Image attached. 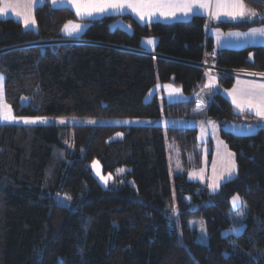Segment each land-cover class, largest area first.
<instances>
[{
  "label": "trees",
  "instance_id": "1",
  "mask_svg": "<svg viewBox=\"0 0 264 264\" xmlns=\"http://www.w3.org/2000/svg\"><path fill=\"white\" fill-rule=\"evenodd\" d=\"M245 1L264 9V0ZM34 14L36 29L0 18V72L15 114L193 118L194 95L207 80L199 63L215 50L206 16L146 24L132 15L105 16L88 21L81 42L33 44L66 38V23L78 19L50 0ZM117 19L133 30L112 28ZM151 36L158 38L155 52L167 57L128 49L145 50L142 40ZM215 51L222 67L264 72V45ZM235 79L219 71L222 88L232 87ZM158 80L176 83L190 97L160 102L156 95L145 101ZM24 96L30 98L26 104ZM207 116L219 123L239 167L216 193L186 172L171 176L167 136L181 149L187 171L201 166L196 126L78 125L71 149L59 125L0 124V264H264V126L250 135L227 130V122L252 116L238 114L219 90L211 93ZM121 130L124 138L111 140ZM95 160L105 175L126 182L103 186L93 174ZM123 167L129 168L125 175ZM64 192L73 195L70 206L55 200ZM237 194L247 203L242 221L231 204ZM175 203L179 217H173ZM192 217L206 221L207 244L190 227ZM242 224V233L224 234Z\"/></svg>",
  "mask_w": 264,
  "mask_h": 264
},
{
  "label": "crops",
  "instance_id": "2",
  "mask_svg": "<svg viewBox=\"0 0 264 264\" xmlns=\"http://www.w3.org/2000/svg\"><path fill=\"white\" fill-rule=\"evenodd\" d=\"M45 0H38V2L35 4L34 9L31 8L29 5L28 0H0V7H3L6 2H11L15 5L16 11H20L23 14H29L30 12L34 11L38 5L42 4ZM50 3L55 8L60 7H68L76 14V9L73 4L64 2V3H57L53 4L52 0H50ZM247 7L249 9L255 10L259 15L248 19H232L229 17H221L220 19H215L208 15V13L203 9H195L192 13L189 15H184L181 12L177 11L175 17H168L165 18L164 16H160L157 14L156 16L152 17L151 22H163V23H173V22H179V21H188L192 19L195 15H202L206 16L209 19V25L207 34L213 39V42L215 44V50L220 48H244L247 46H259L264 45V35H229V34H246L251 33L253 29H261L264 28V23L261 22L264 19V9H257L253 6H250L245 1ZM25 9V10H24ZM16 11H13L11 8L9 9L7 15H0V18H14L19 20L23 24V17H18L16 15ZM118 15H132L135 19H137L140 23L146 24L151 23L148 20H142L132 9L125 8L124 11H116V10H109L106 13L103 14H95L93 16H77V20L71 21L76 24H80L82 27L79 32L73 33L72 35H69L63 28V34L66 38L64 39H81V36L83 32L85 31L88 21L99 19L105 16H118ZM35 16V14H34ZM120 21L126 22L123 19H117L114 23L118 24ZM235 22V21H249V22H257L256 24L247 27V28H228L225 29L219 24L222 22ZM113 23V24H114ZM128 23V22H126ZM68 24V22L66 23ZM24 26V24H23ZM37 28V21L34 26H29L27 29H36ZM149 40V39H148ZM158 40L155 41L153 44L148 46L147 41L143 45L146 51L149 52H155V48L157 46ZM147 44V45H146ZM242 72L239 74H234L236 76L235 84L230 88H222L219 83V71L213 70L209 72V76L207 73V80L205 83V87L198 93H196L194 96L198 99L199 102H203L204 105V112H201L200 114H195L193 111V118H180L182 123L188 126H196L198 127V140L201 143V151H202V164L199 168H194L191 170H188L185 168V165L183 163V168L181 169L182 173H187L188 177L192 181H199V182H206L209 186V184L212 182L213 178V166L215 165L217 174H219V171L221 169V159L226 157V153H234V156L232 159L235 161L236 164V172L233 174L231 179L235 178L238 174V163H237V157L236 153L230 148L229 144L223 139L221 136V128L219 123L207 116V108L208 104L211 99V93L212 91L219 90L233 105L234 110L243 116L250 115L252 116L251 119L248 121H242V122H227L225 124V128L235 134L238 135H250L255 134L259 131V129L264 126V119H261L260 117L256 116L254 112L251 111H241L237 108L236 104L233 103V90H235V96L239 99H244L243 92L249 87L251 82H257V83H264V76L261 74H264V72L254 71V70H241ZM214 78V79H213ZM163 87V93L165 95V99L168 101H180L188 99L190 96L186 95L183 91V89H180L181 87L177 85L174 82L165 83ZM174 85L176 86V89H170L166 87L167 85ZM211 84V86H209ZM181 90V91H176ZM197 103V104H198ZM197 107V106H196ZM166 117V116H165ZM170 118V117H166ZM178 119V118H177ZM179 120V119H178ZM178 124V123H176ZM183 161V159H182ZM186 169V170H185ZM203 169V175L204 179H199L198 177H195L192 175V173L195 171L199 173V171ZM231 179H225L224 181H221V187L222 185L231 180ZM220 187V188H221ZM209 190L212 193V189L209 187ZM233 228V227H232ZM230 228V229H232ZM240 229V233H242L245 230V225H242L240 227H236ZM230 229H227L224 231L225 235L235 234L238 233L231 232Z\"/></svg>",
  "mask_w": 264,
  "mask_h": 264
},
{
  "label": "snow or ice",
  "instance_id": "3",
  "mask_svg": "<svg viewBox=\"0 0 264 264\" xmlns=\"http://www.w3.org/2000/svg\"><path fill=\"white\" fill-rule=\"evenodd\" d=\"M29 5L34 9L35 4L38 0H28ZM68 2L74 5L76 14L78 16H93L95 14H103L109 10L124 11L125 8L132 9L142 20H148L151 22L152 17L159 14L160 16L175 17L177 11L184 15H189L195 9L205 10L209 16L220 19L223 17H229L232 19H251L259 15L255 10L249 9L245 3V0H52L55 5L57 3ZM16 11V7L11 2H6L3 7H0V15H7L9 9ZM18 17H23V24L25 28L34 26L36 19L34 11L29 14H23L20 11H16ZM80 24L73 23L71 21L65 25L64 30L72 35L73 33L79 32L81 29ZM264 35V28L253 29L251 33L246 34H229V35ZM148 44H153L154 40L149 39ZM264 76V74H261ZM214 79V78H213ZM5 77L0 75V94L3 93V84ZM211 86V84L209 85ZM169 88L172 86L169 85ZM179 91V90H176ZM235 90H233V103L236 104L237 108L241 111H251L261 119H264V83L251 82L249 87L243 92L244 99H237L235 96ZM0 121L7 122H23L26 125L35 124H47L48 117H27V116H16L13 114V110L7 103L0 104ZM64 119H60V123H64ZM89 123H95V121H89ZM119 135V134H118ZM234 153H226V157L221 159V169L219 174L215 165L213 166V178L209 187L213 192H216L221 187V181L226 178L231 179L233 174L236 172V164L232 159ZM97 165L94 163L93 167ZM121 172L124 169H120ZM204 170L201 169L199 173L193 172L192 175L199 179H204ZM101 179L108 182L111 179V174L108 176H101ZM70 200L71 197H68ZM232 207L239 210L241 207H246V202L239 196V194L232 197ZM240 217L244 216L242 211H238ZM203 222H201V231H204ZM231 232L238 233L240 229L233 227L230 229Z\"/></svg>",
  "mask_w": 264,
  "mask_h": 264
},
{
  "label": "rangeland",
  "instance_id": "4",
  "mask_svg": "<svg viewBox=\"0 0 264 264\" xmlns=\"http://www.w3.org/2000/svg\"><path fill=\"white\" fill-rule=\"evenodd\" d=\"M117 26H121L123 28H126L130 32L133 30L132 25L129 23H126V22L120 21L118 24L114 23L112 25V28H115ZM148 39H152V40H154V42L158 40V38H156L154 36L145 37L142 40V45H144L145 42L148 41ZM150 45L151 44H148V46H150ZM0 75H3L5 77V75L2 72H0ZM164 85H166L164 82H161L160 80H158V82L155 84V86H153V88L146 95L145 101H147V102L152 101V100H154L156 95H158L160 102H163V99L165 97V95L163 93ZM168 86L169 85H167L166 87H168ZM171 86L172 87L170 89H176V86H174L172 84H171ZM180 89H182V88H180ZM179 91H181V90H179ZM29 100H30V98L28 96L23 97V103L26 104L29 102ZM3 103H7L8 105L11 106V104L8 102V100L6 98L5 80H4V84H3V93L0 94V104H3ZM11 108H12V106H11ZM12 110H13V108H12ZM204 110L205 109H204L203 102H199L197 104V107L194 109V113L200 114L201 112H204ZM13 114L16 116H27V117H48V123L47 124H35V125H53L54 124V125H59L61 127H64V129L67 131V134H68L66 137V142L71 149H73V147H74V144H73L74 129H75V126H78V125H88V126H98V125H115V126L161 125L165 128H167L169 126H180V127L188 126V125H185L184 123L180 122L181 119L178 120L177 118H166V117L142 118V117L51 116V115H37V116L35 115V116H32V115H17V114H15L14 110H13ZM61 118L64 119V121H65L64 123H60ZM89 121H95V123H89ZM176 123H178V124H176ZM0 124L26 125L23 122L17 123V122H7V121H0ZM124 136H125V132L121 130V131L117 132L111 138V140L122 139V138H124ZM166 145H167V150H168V155H169L170 172H171L172 178L174 179V177L176 175L181 174V169L183 168L182 152H181V149L179 148L178 144L175 142V140H173L169 136L166 137ZM94 163L97 165L96 167H93ZM91 166H92L93 174L99 180V182L105 187L112 186V187L116 188V187L120 186L122 183L126 182V179L124 177H122V179L119 183L115 182L114 181L115 176L111 174V179L108 180L107 183H105V181L101 179V176H108L109 174L108 175L104 174L103 166H102L101 162L99 160H95L91 163ZM123 169H124V171L120 172V174L125 175L126 174L125 172L127 170H129V168L123 167ZM129 182L134 184L133 179H129ZM68 197H71V199L69 200ZM240 197L243 199V201H245L242 196H240ZM72 199H73V195H72V193H69V192L58 193L55 195L56 202H58L59 204L65 205V206H70L72 204ZM246 205H247V203H246ZM234 210L236 211L235 217L237 219H239V221H242V219H244V217L247 215V206L241 207L239 210H237V209H234ZM238 211H242L244 213V216L240 217L238 215ZM173 217H179V211H178L176 203L174 206ZM201 222H203V227L205 229L204 231H201ZM188 223H189L190 227L198 230V241L202 244H207L209 242V235H208V230H207V226H206V221L203 218L192 217L189 219ZM242 225H244V224H242ZM242 225L234 226V227H240Z\"/></svg>",
  "mask_w": 264,
  "mask_h": 264
},
{
  "label": "built area",
  "instance_id": "5",
  "mask_svg": "<svg viewBox=\"0 0 264 264\" xmlns=\"http://www.w3.org/2000/svg\"><path fill=\"white\" fill-rule=\"evenodd\" d=\"M81 39H52V40H43L38 42H33V44H51V43H61V42H81ZM218 55L215 50H208L205 53L203 61L200 62V65L206 70L209 76V72L216 71H226L233 74L241 73L242 69H229L218 65L217 63Z\"/></svg>",
  "mask_w": 264,
  "mask_h": 264
},
{
  "label": "water",
  "instance_id": "6",
  "mask_svg": "<svg viewBox=\"0 0 264 264\" xmlns=\"http://www.w3.org/2000/svg\"><path fill=\"white\" fill-rule=\"evenodd\" d=\"M82 40V39H81ZM83 41V40H82ZM122 48H125V47H122ZM128 49H130V50H133V51H137V52H143V53H146V54H151V55H153V56H155V57H167V56H165V55H163V54H161V53H157V52H149V51H146V50H142V49H132V48H128ZM199 65H200V63H199Z\"/></svg>",
  "mask_w": 264,
  "mask_h": 264
}]
</instances>
